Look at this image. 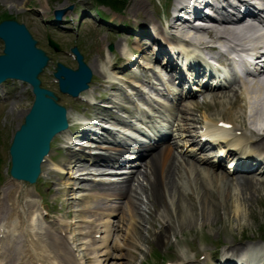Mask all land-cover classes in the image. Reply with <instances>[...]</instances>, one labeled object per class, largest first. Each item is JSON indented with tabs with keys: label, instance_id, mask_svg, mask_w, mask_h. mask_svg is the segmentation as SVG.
<instances>
[{
	"label": "rangeland",
	"instance_id": "1",
	"mask_svg": "<svg viewBox=\"0 0 264 264\" xmlns=\"http://www.w3.org/2000/svg\"><path fill=\"white\" fill-rule=\"evenodd\" d=\"M130 1L126 9L118 14L109 8L96 7L94 0H0V18L7 17L25 23L35 39L38 40L39 47L49 53L52 62L60 61L74 68L75 61L70 54V49L74 45L80 46L88 63L94 69V77L97 81L102 78L101 70L99 71L101 65L98 59L100 58V54L104 53L106 47L110 44H113L115 47L112 57L117 60L121 57L128 58L129 61L132 60L129 66L131 71H135L138 76L147 79L144 69L138 67V63H140V54H136L130 58L129 54L121 55L120 50H118L120 47H118L117 44L123 41V39H126V36L121 39V32L110 29L106 24L98 23L93 18H89V11L92 10L94 14L97 11L104 13L105 17L112 20L113 24L125 23L126 17L129 18L127 11L130 6ZM148 3L152 5V7L149 6V15L151 18H154V22H152L150 26L160 29L161 25L156 15L160 18L162 17V6H165L166 0H148ZM72 4L76 7L75 11L74 13L72 11L71 18L66 21L71 23L70 27L77 29V32H63L59 29V24L54 22L52 12L56 9H66ZM28 7L32 10L28 11ZM34 9H40L41 12L37 13ZM130 17L132 22L140 21V18L137 19L132 14ZM44 20L47 22H44ZM48 21L50 23H48ZM132 27L140 32L135 25ZM149 29L153 31L152 27H149ZM47 33L51 34L61 45V52L55 53L47 46L45 38ZM2 50L3 43L0 40V54ZM53 70V67H49V69L45 71L42 76L43 85L59 94L63 104L73 108L71 109V115L75 120L79 115L77 110L80 112H82V110H79V105H75L71 99L58 92V87L54 84L55 79L52 76ZM154 70L157 72L160 71L159 68H154ZM162 75L165 74L163 73ZM99 91L101 92V90ZM3 94H6V99L0 102V198L2 197V190L6 185L10 184L14 186L15 184L17 187L16 195L13 196V200L8 201L9 204H15V207H17L16 212L22 215L26 222L31 220L34 210L36 215L40 213L46 215V218L42 219V221L44 220L45 222L47 232L60 237L70 249L74 258L80 262L82 258L80 251L88 247H86L88 243H86L85 239H90V241H92L94 238V236L83 238L80 229L90 231L92 227H87L86 224L93 223L100 219L97 215L94 217L88 213H81V211H86L84 209L88 208L97 210L96 208L98 206L100 209L106 204H104L99 197L95 198L94 192L89 193L83 191L77 194L76 191L72 189L70 191L67 190V186H75L76 176H74V174L61 177L55 173V163L67 161L71 157L69 151H65V153L60 151L61 146L64 145L62 138L54 141L52 156L55 163L51 162L43 167L45 171L43 179H40L36 185L27 183L17 184V181L14 183L9 175L11 163L9 147L15 131L23 123L24 116L33 103V96L29 86L26 84L22 86L14 81L7 82L5 87L0 89V95ZM231 94L232 93L229 94L230 97ZM120 96L126 100L123 95L120 94ZM212 96L213 93H208L206 96L197 99V102L202 104L206 101H211ZM208 110H210L208 113L213 111L222 114L231 111L235 116L239 108L230 109V107L224 106L216 109V107L213 108V106H211V109ZM190 114H193V112H190ZM196 114H200V112ZM74 120L72 121L73 126L75 125ZM111 126L114 125L110 124V127ZM79 157V154H75V158L72 161L74 170L71 172L83 169L78 168L82 164ZM105 161L108 162V160ZM179 161L185 163L181 170L182 180L180 183L182 185L183 194L179 197L180 199H177V197L170 199L166 196V201L170 205V212L166 214L164 208L153 199L152 192L149 189V197L141 195L142 218L129 219L130 222L127 224V227H124V233L111 234V240L116 239L122 242V237L128 233L131 238L135 239V248L130 245L124 250L114 252L119 259H114L109 264H162L166 259L169 261H176L182 260V257H186L188 261L194 263L195 261H199L197 256L201 252H207L210 249L213 252L219 251V246L225 245L226 248V245L229 247L234 241L237 242L241 240L242 243H244L246 236L249 239L255 240H258L257 236L260 237L261 234L264 236V183L260 181L257 182L256 180H258V178L254 176L253 179L255 180H253V182L255 185H253L250 190L245 189L242 191L241 189L243 187L237 185L241 190L240 194L243 192L241 199L244 195L247 201L244 200V202H239L240 205L236 207L234 205L236 201L235 193L232 188H234L237 182H232L231 180L240 175H228L226 168L210 170V172H214L213 174L215 175L228 176L227 178L229 181L223 179L221 184H209L202 177H195L193 173L189 172L191 170L189 165H186V161L183 159ZM195 167L204 168L202 165ZM99 168L103 170L102 167ZM99 168H90V170L87 171L91 176L95 175L94 177H100L102 175L98 171ZM205 168L208 167L205 166ZM104 170H106V168ZM138 179L139 177L131 180L134 186L138 184ZM260 180L264 181V175L260 177ZM209 192L212 194V200L208 199V195H206ZM70 194H73L74 197L77 198L71 197ZM247 195L249 196L247 197ZM85 196H88V198H85ZM204 200L212 201L210 204L213 205V208L205 212V214L208 213V215L213 213L212 217L209 219H204L202 217V212L204 213L205 208H209L205 206ZM114 201L120 202V200ZM26 202L36 203L35 209L34 207H27L28 209H26ZM42 205L44 209L48 210V214L44 211L40 212ZM189 216H191L190 218H192V216L195 218L198 217L196 220L199 221L186 222L194 220H190ZM108 220V218H104V221ZM114 220H117L116 217L112 218V221ZM135 221L142 227L141 236L132 235L130 224ZM168 223L171 224L169 228L166 226ZM84 227H87V229ZM160 233H169L165 244L158 243L157 236H159ZM28 239L30 240V238ZM4 241L5 240H2L0 243ZM99 241H101L100 238ZM131 244L133 243L131 242ZM189 247L195 248L196 254H192ZM37 252L43 254L41 249H37ZM200 263L205 264L204 262Z\"/></svg>",
	"mask_w": 264,
	"mask_h": 264
},
{
	"label": "bare ground",
	"instance_id": "2",
	"mask_svg": "<svg viewBox=\"0 0 264 264\" xmlns=\"http://www.w3.org/2000/svg\"><path fill=\"white\" fill-rule=\"evenodd\" d=\"M223 2H225V5L229 10H232L234 13L240 15L241 17L235 18L234 16L226 15L225 17L217 21L214 19V17H212L213 15L210 12L206 11L207 13L203 17L206 22H209L208 28L206 29L203 28V25H205L203 22H196L194 28H191L189 22H184V27L181 29H178L176 26H174L173 22H171L169 25L171 34L165 36L163 35L164 33L162 30H155V33H157L158 35H156L157 37H153L151 33L146 31V28H148L147 26L151 25L152 22H154V18H151L149 15V6L152 7V5L149 4L150 2L148 3V0H131L129 3V9L127 11L129 18L126 17V20L124 22L127 24H132L130 25L131 27H128L129 29H132V26L135 25L140 30L139 39L136 38L137 32H134L135 35H132L134 37L132 38V40L135 42L138 48H143V46H147L149 48L148 52H141L142 60L146 65V69L151 70L155 68L154 66H151L152 63H159V60L155 57L154 49L151 50V48L155 47L161 50L160 56L163 55L165 58L164 49L165 47L170 45L169 40L174 42L175 36L179 35L193 42L194 46L199 48V50L217 51V46L215 44L220 43L227 53H237L238 51L236 47H254V44L256 42H260L259 48L261 50V53L258 59L263 58L264 32L260 31L256 27L255 23L247 22L246 19L249 16H254L256 17L253 18L255 21L262 20V16L257 15L258 12L256 11H258V8L264 5V0H221V3ZM171 4V9L177 10L181 14V17L184 15H189L188 12H186L188 6L192 7L193 9L197 8L200 12H204V6H207L204 1L201 2L200 0H172ZM252 7L255 10H252ZM262 10H264V8H262ZM169 12L171 13L172 10L167 11V13ZM131 14L134 15V17L137 19L140 18V21L132 22L130 17ZM200 14L203 15L202 13ZM156 16L159 20V23L163 22V20L158 15ZM171 17H175V15H172ZM169 19L167 18L166 20L168 21ZM261 22L264 23V20ZM154 28L156 27H153V31ZM121 44L122 42H119L118 47H122ZM173 49H175V46L170 47V50ZM222 52L223 50L218 51V53ZM91 68L93 69L92 66ZM174 77L175 76H173L172 78L174 79ZM230 93H232L231 97L229 95ZM193 106L194 108L189 111L187 107L183 106L182 104H180L179 107L180 110L183 111V114L187 113V111L195 112L198 110H200V112L206 110V113H208L210 111L208 109H211V106H213V108L216 107V109L222 108L224 106H228L230 107V109L239 108L238 113H236L235 116L231 111L226 114L211 111L210 113H208L207 117L218 122L225 121L232 125L231 131L233 130L234 132L240 133V135L232 138V142L235 145L234 147L228 149L230 153H233V151L230 149L237 151L240 149L248 148L251 147V143H253V145L258 149L264 148V73L251 83L243 82L242 85L238 87V90L232 87L224 92L215 93L212 96L211 101H206L202 104L195 102ZM193 116L194 117H191L188 120L185 119L184 123L186 126H188V128H191V130L195 132L196 125L201 123V120L196 117L197 115L193 114ZM63 136L67 137V134H64ZM186 136L192 137L193 134H191L190 131H186ZM128 151L130 150L121 147H107L104 149V156L121 159V155L123 153H127ZM134 154H148V160L150 161L148 164L149 171H136V173L138 172L141 177L136 187H134L128 179H125L121 183L111 184L110 186L112 187L104 188L100 186V188H97L99 190H110L109 194L105 195L110 198L121 197L125 199V205L116 207L103 206L102 208H100V211L98 213L96 211L99 210V207H97V210L85 209L88 210V213L90 215L112 218L117 214L116 219L118 218L115 225H111V222H100L99 219L98 223H93L92 225H90V227L92 228L88 233L84 229H80L82 237L84 238L93 237L94 235L101 233L105 234L106 237H104V239H107L102 243L96 242L95 240L90 241V239H85L86 243L90 245L88 246L86 244H83L88 247L87 249H82L80 251L83 257L81 261L85 263L109 264L114 259H119V257L116 256L114 252L124 250L130 245L135 248V239L131 238L128 233L122 237V242L116 239L110 241V238L111 233H124V227H127V224L130 222L129 219L142 218L140 196L142 194H145V196L148 197L146 195L147 185L150 186L154 200L162 207H164L166 214H169L170 212V205L165 203L166 200L164 197L169 196L170 198L177 197V199H180L179 197H181L183 194L180 181L182 180L181 170L185 163L183 161H179V157L176 155L172 145L166 144L162 146L158 144L156 145V147L148 146L144 149H139L136 152L132 153V155ZM71 157L73 159L74 155H72ZM181 159H184V161L187 162L186 165H190L193 167V169L190 168L191 171L189 172L193 173L195 177H202L209 184L218 185L219 183L221 184L223 179L228 180L225 175H215L213 174L214 172H210V170H214L213 168H220L223 165L224 161L218 162V164L215 166L209 165L211 168H199L194 167L198 166L199 163L195 160H191L187 155H185ZM52 161L53 159L50 156L47 162L44 164V167ZM120 161L122 160H119V163ZM202 164H207V162H203ZM143 165L144 164H142V166ZM90 166L98 167V164L95 162L85 161L83 168L87 170V168ZM145 166L147 167V164H145ZM250 166H254V163L252 162ZM55 167L57 168V166ZM69 168L70 170H72L71 163H69ZM103 173L106 172H101V174ZM252 180L253 179H251L249 176H239L238 178H232V182H237L234 188H232L235 193L236 201L234 205L236 207L240 205L239 202H244V200L247 201V198H244V195L241 199V195L243 194V192L242 194H240V191H244L245 189L250 190L253 185H255ZM76 181H79V178H77ZM237 185L243 188L240 190ZM66 189L70 191L71 187H67ZM16 191L17 187L15 184L14 186L10 184L6 185L2 190V197L0 198V235L5 236L7 239V241H4V243L2 244V248L5 249V251H3V256L5 257L3 261L6 262L4 263L81 264L78 263V260L74 258L70 249L60 237L52 235L51 233L45 231V223L44 221L41 222L38 219L35 210L33 212L30 224L25 221L22 215L15 212L17 207H15V204L9 205L8 201L13 200V196L16 195ZM206 195H208V199L212 200V194L210 192ZM70 196H73V194H70ZM248 196L249 195H247V197ZM210 200H204L205 206L209 207L208 209L205 208L204 213L202 212V217L204 219H209L213 215L212 212V214L209 215L208 213L205 214L207 210L213 208V205L210 204L212 201ZM25 205L26 209H28L27 207H34V209L36 207V203L34 202H26ZM127 211L130 212L129 215L127 214ZM190 217L191 216H189L190 220H194L186 222L199 221L196 220V218L198 217ZM5 218H7V221L10 222V226H6V228L4 227V224L6 222ZM136 223L137 222L130 224L132 228V235L134 234L136 236H141L142 227L140 224ZM84 228L87 229V227ZM96 229L100 230L96 231ZM168 236L169 233H160V235L157 236L158 243L165 244ZM27 237H36L37 241L33 239L32 241H29ZM131 242L133 244H131ZM239 243V241L233 243L231 248L232 253H239L242 250V248L239 247ZM37 249H41L43 254L37 252ZM251 260L254 261L255 259L251 258ZM251 264H253V262Z\"/></svg>",
	"mask_w": 264,
	"mask_h": 264
},
{
	"label": "water",
	"instance_id": "3",
	"mask_svg": "<svg viewBox=\"0 0 264 264\" xmlns=\"http://www.w3.org/2000/svg\"><path fill=\"white\" fill-rule=\"evenodd\" d=\"M0 37L6 44L5 54L0 56V84L9 78L25 80L31 83L35 94L34 104L10 148L11 175L17 180L35 183L52 139L68 128L66 110L55 102L57 97L52 92L40 87L38 76L47 65L48 58L36 48V42L26 27L14 20L4 21L0 24ZM73 51L81 61L79 52ZM56 76L65 77L61 82L64 91L77 95L87 88L91 71L84 64H80L77 71L59 65Z\"/></svg>",
	"mask_w": 264,
	"mask_h": 264
},
{
	"label": "trees",
	"instance_id": "4",
	"mask_svg": "<svg viewBox=\"0 0 264 264\" xmlns=\"http://www.w3.org/2000/svg\"><path fill=\"white\" fill-rule=\"evenodd\" d=\"M101 3L106 4V5H122L124 1L126 0H99Z\"/></svg>",
	"mask_w": 264,
	"mask_h": 264
}]
</instances>
